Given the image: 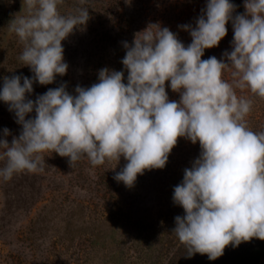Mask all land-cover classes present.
I'll list each match as a JSON object with an SVG mask.
<instances>
[{
    "label": "clouds",
    "instance_id": "9594fccd",
    "mask_svg": "<svg viewBox=\"0 0 264 264\" xmlns=\"http://www.w3.org/2000/svg\"><path fill=\"white\" fill-rule=\"evenodd\" d=\"M63 3L22 0L25 15L9 23L23 44L19 59L33 76L3 78L0 101L22 130L9 143L11 132L3 129L0 178L43 171V152L67 157L70 167L82 158L117 166L123 157L127 163L113 179L131 188L146 170L163 169L185 138L200 146L173 190L174 204L185 213L174 218L173 232L187 256L215 260L229 245L264 240V132L249 127L253 101L236 92L247 89L264 99V0H244L245 12L236 15L230 0H207L194 27L179 26L192 38L187 46L168 27L150 24L131 44L123 43L126 83L124 71L105 67L98 82L77 85L75 94L61 83L33 100L34 83L50 85L67 74L62 41L90 18L83 7L61 14ZM229 22L232 50L224 59H202L205 49L219 46ZM225 70H231V82L223 78ZM167 86L179 101L169 99Z\"/></svg>",
    "mask_w": 264,
    "mask_h": 264
},
{
    "label": "trees",
    "instance_id": "16d2710c",
    "mask_svg": "<svg viewBox=\"0 0 264 264\" xmlns=\"http://www.w3.org/2000/svg\"><path fill=\"white\" fill-rule=\"evenodd\" d=\"M175 2L177 0H85L81 4L80 0H64L59 6L61 14H75L76 9L81 7L89 10L90 18L83 27L81 40L84 56L82 74L75 80L68 70L66 75L57 76L53 84L40 85L36 82L29 98L35 100L36 96L61 83H66L67 91L75 94L77 85L90 87L98 82V72L105 67L124 71L126 83L127 71L121 63L126 52L123 43L131 44L135 34L150 24L168 27L185 46L189 45L190 34L175 28L171 18L179 15L182 23L186 24L190 16L186 12L173 13L172 16V4ZM206 3L207 0H199L200 15ZM230 3L237 6L234 15L245 12L244 0H230ZM140 19L142 23L139 21L136 28V22ZM226 27L227 35L219 46L205 49L202 59L211 56L218 60L224 59L223 53L232 50L234 33L231 22ZM22 51L23 44L13 35L0 56V89L6 76H33L30 68L19 59ZM67 59L64 50V61ZM228 71L230 73L227 74ZM223 78L231 82V70H225ZM166 91L170 100L179 101V94L173 92L170 86L166 87ZM236 91L240 95H246L242 92L249 93L247 89ZM34 116L33 112L26 118ZM247 120L253 131L264 132V104L254 100ZM4 128L11 132L6 137L9 143L22 130V126L16 123L15 114L8 110L5 102L0 101V138H3ZM199 154L198 142L193 144L190 140L179 138L166 166L163 169L146 170L143 175H138L134 186L129 188L123 182L113 179L127 163L123 157L117 166L115 161L93 166L87 158H82L70 167L67 157H61L55 152L39 153L42 158L45 157L43 171H26L17 177L14 174L8 181L0 178V188L13 186L12 189H15L14 185H17L12 202L15 211L28 212L37 197H44L40 196L43 193L49 197L46 198L48 206H68L70 231L75 238L68 236L57 241L55 238L49 243L40 240L36 244L37 237L33 234L36 232L35 227H22L17 233L18 248L6 253L0 249V262L48 264L51 260L47 258H52V264H102V259H105L104 264H264V240L257 238L242 242L237 247L227 246L224 254L215 260H209L206 254L196 253L190 258L187 256L186 247L173 232L176 226L174 218L185 214L182 207L174 204L173 190L182 182L184 169L190 168ZM3 165L4 162L0 161V167ZM42 172L47 175L41 176ZM43 181L47 182L45 186ZM4 212L7 216L2 221L6 222L11 211L8 208ZM0 226L6 230L3 224ZM40 244L43 247L41 249ZM36 254L38 256L35 259Z\"/></svg>",
    "mask_w": 264,
    "mask_h": 264
},
{
    "label": "rangeland",
    "instance_id": "374dc122",
    "mask_svg": "<svg viewBox=\"0 0 264 264\" xmlns=\"http://www.w3.org/2000/svg\"><path fill=\"white\" fill-rule=\"evenodd\" d=\"M198 2L199 0H177V2H175L176 4H172V7H174V12H172L171 15L173 16L177 13L180 14V12H186V15L190 16V21L186 24L194 25L196 19L200 16L201 9L198 8ZM129 12L130 10H128V15L130 14ZM15 15H25V10L22 9V0H0V56L5 44H7V42H11L12 36L14 35L16 36V38L18 37L14 32L10 31L9 28V23L12 19H14ZM139 21L140 23H142V19H140L136 22V25ZM171 21L177 29L180 28L179 26L185 25L182 23L183 21L179 19V15H175L174 18H171ZM136 28H138V25L136 26ZM139 28V30L141 31V27ZM179 31L180 30H178L177 32ZM83 33V29H74L73 33L70 34L67 39L62 41L63 48L66 51V55L68 57V59L66 60V63L69 65L68 70L71 73V77L75 80H78L79 76L82 74L84 63V56L82 54L81 47ZM190 39L192 40L191 37ZM228 73H230V71H228L227 74ZM236 92L238 96L244 98L250 97L253 98V101L255 100L258 103L260 102V104H264V99L254 96L250 91L249 93L242 92L246 95H240L238 91ZM25 173L26 171L15 173V176L17 177ZM44 175L47 174L45 172H42L41 176ZM46 183V181H43V186H45ZM14 186L15 189H12L13 186L9 188L4 187V189L0 188V224H3L6 229L4 230V228L0 226V249L4 250V253L9 250H16L18 248L19 244L17 242V233L18 230L22 227H31L32 225L35 227L36 232L33 234L35 237H37L36 244H39L40 240L48 241L47 243H49L52 242V240H55V238L56 241L58 239H62V237L68 236L75 238V235L71 232V221L69 218L70 214L68 213V206H48L46 198L49 197H47V195L43 193L40 196L44 195V197L42 199L37 197L35 201L36 203L31 206L28 212H20L19 210L15 211L16 207L12 202L14 201V197L16 196L14 190H17V185ZM8 208L10 209L11 214H8L9 216L6 217V222H3L2 220L4 216H7L5 215L4 210ZM39 248H43L41 244ZM37 256V254L34 255L35 259L37 258ZM47 259L51 260V262L48 264H52L53 259ZM103 262L106 263L105 259L101 260L102 264H104ZM0 264L4 263L0 262Z\"/></svg>",
    "mask_w": 264,
    "mask_h": 264
}]
</instances>
